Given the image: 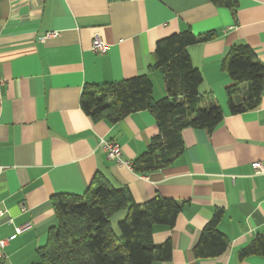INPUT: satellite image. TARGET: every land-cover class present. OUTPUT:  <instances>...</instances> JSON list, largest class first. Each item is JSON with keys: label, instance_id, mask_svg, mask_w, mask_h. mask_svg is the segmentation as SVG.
<instances>
[{"label": "crops", "instance_id": "0c3cea01", "mask_svg": "<svg viewBox=\"0 0 264 264\" xmlns=\"http://www.w3.org/2000/svg\"><path fill=\"white\" fill-rule=\"evenodd\" d=\"M185 31L212 35L188 52L203 75L201 106H221L223 121L212 133L185 129L183 148L168 165L136 172L133 162L160 133L153 112H135L116 124L95 122L83 112L81 95L147 75L153 97H167L163 73L152 68L157 44ZM51 32L57 36L47 38ZM97 38L109 47L106 53L94 51ZM240 45L251 47L264 64V0H237L234 8L211 0H0L2 264H38L39 250L58 223L53 198L84 196L98 177L126 187L139 205L156 196L183 204L173 229L154 228L155 244L172 243V259L164 264H264V257L238 258L264 235V173L253 168L256 162L264 166V81L257 109L230 112L228 91L236 83L225 62ZM105 141L121 146L123 164L107 158ZM220 209L228 250L197 260L194 248Z\"/></svg>", "mask_w": 264, "mask_h": 264}, {"label": "trees", "instance_id": "16d2710c", "mask_svg": "<svg viewBox=\"0 0 264 264\" xmlns=\"http://www.w3.org/2000/svg\"><path fill=\"white\" fill-rule=\"evenodd\" d=\"M211 2L221 7L237 6V0ZM210 37L185 31L158 42L152 68L163 73L168 90V96L161 100L153 97V83L147 75L105 88H88L82 93L81 108L95 122L108 120L116 124L135 112H153L160 133L152 140L147 153L133 162L136 172L148 173L168 165L171 154L183 148L185 129H207L212 133L223 121L221 106L215 103L201 106L199 88L203 75L193 66L188 52L191 45ZM225 68L236 83L228 91L230 112L242 114L257 109L263 91L264 64L256 52L247 45L235 47L227 56ZM244 85L247 91L236 99L234 96L244 90ZM95 185L84 196L61 194L53 198L58 223L49 231L47 245L39 250L38 264H164L171 261V241L155 244L154 228L173 229L183 204L156 196L139 205L126 187L110 186L102 177L96 179ZM122 210H127V214L118 223L117 233L112 218ZM223 217L224 211L220 209L206 225L194 248L197 260L217 258L228 250L229 240L219 229ZM250 257H264V235L256 236L238 253L240 261Z\"/></svg>", "mask_w": 264, "mask_h": 264}, {"label": "built area", "instance_id": "2783aa9c", "mask_svg": "<svg viewBox=\"0 0 264 264\" xmlns=\"http://www.w3.org/2000/svg\"><path fill=\"white\" fill-rule=\"evenodd\" d=\"M56 36H57L56 32H51V33H48L46 37L55 38ZM93 49L96 53L103 54L109 50V47L106 46L99 38H97V40L93 43ZM3 83H4V80L0 79V85H2ZM103 149L106 152L107 158L110 161L115 162L117 164L124 163L122 148L119 144L113 141H105L103 142ZM253 168L256 173H259V174L264 173V166L259 162L254 163ZM3 216H4V212L0 211V219H2ZM31 228H32L31 225L25 226L23 228H19L17 230V233L21 234L25 230H28ZM6 247H7V241L0 240V264H2L4 260H6L7 258L6 251H5Z\"/></svg>", "mask_w": 264, "mask_h": 264}, {"label": "rangeland", "instance_id": "374dc122", "mask_svg": "<svg viewBox=\"0 0 264 264\" xmlns=\"http://www.w3.org/2000/svg\"><path fill=\"white\" fill-rule=\"evenodd\" d=\"M165 86H166V88H167V85L165 84ZM157 92L159 93L160 92V90H159V88H158V90H157ZM165 97V96H164ZM164 97H162V98H160V99H163ZM125 212L126 211H121V212H119L117 215H115L114 217H113V219H112V226H113V228L115 229V231L117 232V233H119V230H118V223L122 220V219H124V218H122L123 217V214H125Z\"/></svg>", "mask_w": 264, "mask_h": 264}]
</instances>
